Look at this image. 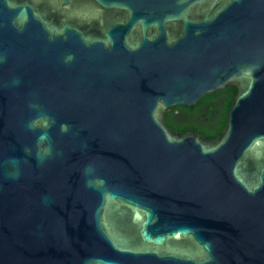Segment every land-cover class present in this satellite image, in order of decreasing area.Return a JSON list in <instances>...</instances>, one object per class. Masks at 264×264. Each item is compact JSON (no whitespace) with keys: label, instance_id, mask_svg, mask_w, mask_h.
I'll return each instance as SVG.
<instances>
[{"label":"water","instance_id":"water-1","mask_svg":"<svg viewBox=\"0 0 264 264\" xmlns=\"http://www.w3.org/2000/svg\"><path fill=\"white\" fill-rule=\"evenodd\" d=\"M0 264H264V0H0Z\"/></svg>","mask_w":264,"mask_h":264},{"label":"trees","instance_id":"trees-1","mask_svg":"<svg viewBox=\"0 0 264 264\" xmlns=\"http://www.w3.org/2000/svg\"><path fill=\"white\" fill-rule=\"evenodd\" d=\"M236 94V86L229 85L213 94H204L192 107L172 106L165 114V124L174 132L193 130L205 140L215 139L225 127Z\"/></svg>","mask_w":264,"mask_h":264},{"label":"clouds","instance_id":"clouds-1","mask_svg":"<svg viewBox=\"0 0 264 264\" xmlns=\"http://www.w3.org/2000/svg\"><path fill=\"white\" fill-rule=\"evenodd\" d=\"M67 130H68L67 125L61 126V131H67ZM88 171H90V169ZM94 183H95V185H103L104 181L101 178H97ZM88 186H93V181H88Z\"/></svg>","mask_w":264,"mask_h":264}]
</instances>
